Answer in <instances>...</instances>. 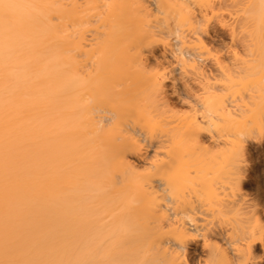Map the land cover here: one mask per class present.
I'll list each match as a JSON object with an SVG mask.
<instances>
[{
	"label": "bare ground",
	"instance_id": "obj_1",
	"mask_svg": "<svg viewBox=\"0 0 264 264\" xmlns=\"http://www.w3.org/2000/svg\"><path fill=\"white\" fill-rule=\"evenodd\" d=\"M260 51V0H0V264L253 263Z\"/></svg>",
	"mask_w": 264,
	"mask_h": 264
},
{
	"label": "rangeland",
	"instance_id": "obj_2",
	"mask_svg": "<svg viewBox=\"0 0 264 264\" xmlns=\"http://www.w3.org/2000/svg\"><path fill=\"white\" fill-rule=\"evenodd\" d=\"M223 39L222 41H225ZM260 52L264 54V51H260ZM223 60L224 59H222L221 61L223 65H230V64L232 65L233 57L230 58V61L228 60V58H226V61L227 62L229 61L228 63ZM206 65L211 67L210 62L207 63ZM243 67L246 68V66ZM248 68H251V71L253 72L255 77L251 78L252 83L250 82V79H246L249 80L251 84L248 83L247 85H245L244 92L249 93V91H251L249 93L251 95H248V93H246L245 97L247 98V101H249V105H250L253 104L255 101L257 102L256 99L260 96L258 98V102L260 101L259 103L262 104V109H264V56L258 59L253 65L249 66ZM251 71H249V73L247 74L249 75L252 74ZM213 80H218V79L214 78ZM252 90L254 96H252L253 94ZM188 93H193V92L189 91ZM255 93H257L258 97H255L256 96ZM251 97L256 98V99L254 98L255 99L254 102H252L253 100ZM256 105L257 103L254 104V106ZM258 108L260 111H263L262 116L264 117V110H262L261 107ZM263 124L261 126V129L259 131L257 130L255 135L252 136V138L249 139L248 142L244 143L245 151L243 152L242 156H239L237 158L236 161L237 165H240L242 167L246 176L242 189L236 193V196L239 195V197L245 199L247 203L250 205L251 209H256L262 226L259 243L255 248V254H254L255 260L253 261V263H251L250 260H248L247 264H264V126ZM188 149L191 156L187 158L188 162L184 167V169H189V171L195 172L202 168H207V167L216 168V166L223 167L230 164H234L235 153L231 147H214L206 152L201 151L198 147L195 146H189ZM212 242L214 244L221 246L220 240L218 241L212 239ZM197 261L198 259L192 253V255L189 257L190 264H200L199 263L200 261L198 262Z\"/></svg>",
	"mask_w": 264,
	"mask_h": 264
},
{
	"label": "snow or ice",
	"instance_id": "obj_3",
	"mask_svg": "<svg viewBox=\"0 0 264 264\" xmlns=\"http://www.w3.org/2000/svg\"><path fill=\"white\" fill-rule=\"evenodd\" d=\"M261 7L264 8V0H260Z\"/></svg>",
	"mask_w": 264,
	"mask_h": 264
}]
</instances>
